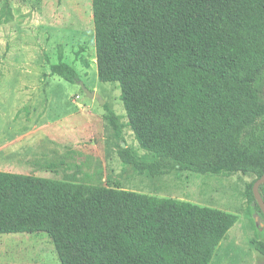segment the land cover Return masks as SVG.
I'll return each mask as SVG.
<instances>
[{
	"label": "trees",
	"instance_id": "16d2710c",
	"mask_svg": "<svg viewBox=\"0 0 264 264\" xmlns=\"http://www.w3.org/2000/svg\"><path fill=\"white\" fill-rule=\"evenodd\" d=\"M101 83H117L128 121L155 162L199 174H264V0H92ZM9 21V18H6ZM88 66V64H87ZM50 75L78 84L63 61ZM264 199V184L260 187ZM238 216L191 202L0 170V235H47L61 264H210ZM264 254V243L257 244Z\"/></svg>",
	"mask_w": 264,
	"mask_h": 264
},
{
	"label": "rangeland",
	"instance_id": "374dc122",
	"mask_svg": "<svg viewBox=\"0 0 264 264\" xmlns=\"http://www.w3.org/2000/svg\"><path fill=\"white\" fill-rule=\"evenodd\" d=\"M9 21H6V18ZM63 61L89 90L50 75ZM88 64V66H87ZM117 83L98 79L92 0H0V170L64 182L175 198L220 209L238 221L210 264H264V218L249 202L250 175L199 174L161 162L155 175L124 164L128 148L138 160L155 162L129 128L122 138L105 120L108 105L126 123ZM0 264H61L43 234L0 235Z\"/></svg>",
	"mask_w": 264,
	"mask_h": 264
},
{
	"label": "water",
	"instance_id": "95a60500",
	"mask_svg": "<svg viewBox=\"0 0 264 264\" xmlns=\"http://www.w3.org/2000/svg\"><path fill=\"white\" fill-rule=\"evenodd\" d=\"M83 92L92 99H98L101 105H104L105 102L103 101V99L100 97L99 94H97L94 91L89 90V88H87L85 86V84L80 81L79 82ZM264 184V174L261 176V178H259L253 185V195L254 198L258 204V206L260 207L262 213L264 214V199L262 198L261 194H260V187Z\"/></svg>",
	"mask_w": 264,
	"mask_h": 264
}]
</instances>
